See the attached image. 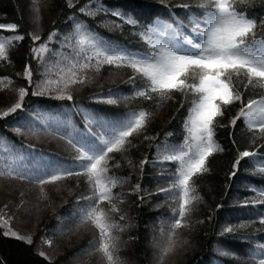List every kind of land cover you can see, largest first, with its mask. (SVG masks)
Segmentation results:
<instances>
[{"label": "snow or ice", "instance_id": "6c2138e0", "mask_svg": "<svg viewBox=\"0 0 264 264\" xmlns=\"http://www.w3.org/2000/svg\"><path fill=\"white\" fill-rule=\"evenodd\" d=\"M15 9L17 20L0 22V126L20 138L0 135L3 236L31 246L36 264H134L121 252L140 236L124 234L137 226L133 209L147 207L156 213L147 264H190L205 221L216 264H264V0H26ZM14 52L23 62L13 75ZM104 72L130 88L105 91ZM88 87L98 90L80 96ZM42 136L67 157L37 151L29 138ZM225 151L223 194L209 204L201 186ZM241 171L254 195L229 193ZM45 212L55 223L37 236ZM232 240L249 246L234 251Z\"/></svg>", "mask_w": 264, "mask_h": 264}, {"label": "trees", "instance_id": "16d2710c", "mask_svg": "<svg viewBox=\"0 0 264 264\" xmlns=\"http://www.w3.org/2000/svg\"><path fill=\"white\" fill-rule=\"evenodd\" d=\"M54 2H58V0H54ZM113 2H115V0H113ZM143 2L152 3L153 0H143ZM25 3L26 0H0V22H12L17 20L18 13L15 9V5L19 4L21 11H23ZM156 7L161 8L162 5L157 4ZM55 12L56 9L53 8L51 14H46L45 18H43L42 27L44 28L45 31L50 27V20L52 17L55 16ZM100 31L105 35L108 36L115 35L118 38V34L107 33L103 29H101ZM135 46L136 45H133V47ZM21 52H23V49H21ZM13 60H14V67H9L8 72L14 75L16 71L20 70L23 59L19 54L14 52ZM3 71L4 69L0 68V72ZM104 76H105V80L103 81V83H104L105 91L109 87L120 88L121 90H127L130 88V85L119 82L118 79L119 74L113 77V79L116 80V83H112L107 79L108 77L107 72H104ZM96 90L98 89L95 87H88L84 89L81 93H79V95L85 96L89 92ZM51 103H59V102L52 101ZM170 115H171V109L165 108L163 110L162 116H158V118L153 122L152 130L155 131L159 129L162 125H164L165 121L168 120ZM75 119L78 120L79 118L76 117ZM0 135L6 136L9 143L15 142L18 145L20 142L19 137H16L11 132L6 131L2 126H0ZM29 139L31 140V142L36 143L37 151H43L53 156L58 155L61 158L67 157V154L62 150V147H58V145H62V142H60L57 139L44 138L43 136L39 141H36L34 138L31 137ZM217 139L225 147V149L229 147L230 141L226 137L225 129L218 130ZM3 147L4 145L0 144V151H2ZM146 150L147 149H145V151ZM139 155H140L139 152H135L133 158L135 159ZM231 156H232L231 152L225 151L223 154L218 155L215 158V160H213L212 162L213 172L210 176L207 177L206 181L201 186V195L205 197V199L209 204L220 202V197L223 194L222 185L225 181V172L228 170ZM125 174H126V170H125ZM246 175L248 174L242 171L238 172V176H240L241 179L237 180L236 184L229 189V193L232 196H239L242 198L245 195H254L253 193H250L249 191L245 190L243 187L245 183L250 182L248 180L243 179V177H245ZM254 179L255 178H253L252 182H254ZM257 187H259V185H257ZM130 199H134V197ZM57 202L59 201L57 200ZM64 207L66 206L59 207L57 210L62 212L64 210ZM160 211L163 212L164 210L161 209ZM131 214L134 218V223L137 226L132 228L130 230V233L126 232L124 234V239L127 240L129 235L132 236L139 235L140 241L139 242L131 241L127 247L122 249L121 255L133 261L134 264H141V261H143L144 264H147V259L151 255V249L148 244L149 230L147 228V225L150 223L149 218L154 216L156 213L150 212L148 208L145 207L143 211L133 209ZM197 215H201V213H198ZM245 219H247V217H245ZM53 223H55V221L50 219V213L45 212L42 215L41 224L39 225V228L36 230L37 236H39L40 230L43 229L46 224H53ZM14 226L16 229L20 230L21 232L27 230V225L23 223H15ZM197 228L198 231L197 233H194V235L196 236L198 246L196 248L195 253L194 254L190 253L187 256L186 260L189 261L190 264H204V262L208 260H211L212 264H216L215 254L210 252L206 248V245L209 243V241L215 239L211 235L213 230V225L205 221L204 225H199L197 226ZM204 232H208L209 235L207 237L204 236ZM87 239L88 236L85 235L83 238L77 241V246L84 245L87 242ZM229 244L235 246L233 250L237 252L245 251L249 246L247 242H242L238 240H232L229 242ZM38 259L42 260L43 258H39L35 256L31 246H28L21 241H17L14 238L3 236L2 230H0V264H36V261ZM222 259H226V258H222ZM180 264H185V262L182 260L180 261Z\"/></svg>", "mask_w": 264, "mask_h": 264}, {"label": "rangeland", "instance_id": "374dc122", "mask_svg": "<svg viewBox=\"0 0 264 264\" xmlns=\"http://www.w3.org/2000/svg\"><path fill=\"white\" fill-rule=\"evenodd\" d=\"M46 15V14H45ZM45 15H44V17L43 18H45ZM27 227H28V225H27ZM26 228V227H25Z\"/></svg>", "mask_w": 264, "mask_h": 264}]
</instances>
